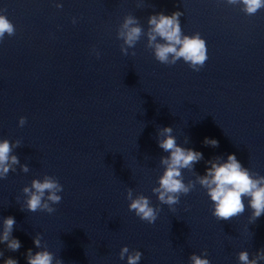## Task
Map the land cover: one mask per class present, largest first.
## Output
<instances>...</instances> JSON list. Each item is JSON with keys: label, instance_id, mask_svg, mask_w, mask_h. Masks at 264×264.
Returning <instances> with one entry per match:
<instances>
[{"label": "water", "instance_id": "95a60500", "mask_svg": "<svg viewBox=\"0 0 264 264\" xmlns=\"http://www.w3.org/2000/svg\"><path fill=\"white\" fill-rule=\"evenodd\" d=\"M0 9L16 29L0 41V140H19L12 154L29 166L0 180V224L13 216L22 245L12 252L0 244V264H27L38 233L64 264H127L124 246L142 253L139 264H190L205 250L210 264H239L240 251L251 259L264 249V215L250 221L247 198L242 215L219 221L198 184L174 211L152 192L159 159L169 155L156 139L165 126L203 154L195 173L182 170L186 183L229 154L264 176V8L249 16L226 0H0ZM175 11L184 34L206 41L199 72L183 60L159 63L143 36L129 49L134 56L121 53L126 15L146 31L149 15ZM44 175L63 186L62 200L54 213L29 212L22 189ZM128 188L161 209L154 224L129 211Z\"/></svg>", "mask_w": 264, "mask_h": 264}, {"label": "clouds", "instance_id": "9594fccd", "mask_svg": "<svg viewBox=\"0 0 264 264\" xmlns=\"http://www.w3.org/2000/svg\"><path fill=\"white\" fill-rule=\"evenodd\" d=\"M226 3L240 5L241 11L249 16L264 8V0H226ZM62 6L60 3L56 4L57 8ZM3 11L0 9V12ZM182 15L181 11H175L170 15L163 12L151 14L147 18L146 31L137 17L126 15L117 29V39L123 42L120 46L121 53L134 56L136 53L134 51L130 53L129 49H133L143 36L147 39L146 47L152 50L154 58L159 63L172 66L183 60L189 68L199 72L208 60L206 41L198 32L192 35L183 33L180 22ZM73 23H76L75 19ZM15 33L14 24L6 15L0 14V41H3L6 34L12 37ZM96 55L99 57L98 52ZM18 123L23 127L26 118L20 117ZM172 132L171 126L160 127L156 138L158 147L169 153L159 159L163 172L158 177V186L152 188L160 204L167 205L174 211L173 206L180 203V197L188 195L198 184L206 190L212 202V215L219 221H229L242 215L246 211L244 198H247V207L251 210L250 221L255 222L264 215V176L250 171L235 154H229L226 160L220 157L207 160L205 173L203 175L196 173L195 180L189 179L186 183L182 170L194 172V165L204 157L199 151L179 145ZM185 143H188V140ZM203 143L214 148L219 146L216 139L205 138ZM20 145L19 140L14 143H10L8 139L0 140V180L6 179L10 171L15 172L17 165L22 172H29V166L21 164L18 156L12 154L13 149ZM62 191L63 186L53 176L44 175L42 179H33L30 186L22 189L23 207L33 213L37 211L54 213L56 209L53 205L61 202L62 197L58 193ZM126 199L129 201V211L134 212L141 221L148 224L156 222L161 209L154 207L148 197L143 194L134 195L133 189L128 188ZM15 224L13 216L4 217L0 224V244H6L8 250L12 252L18 251L22 246L19 239L12 235ZM33 244L38 251L33 253L32 249L27 250V264H53L54 261L55 264H64L63 260L42 246L39 233L33 237ZM207 255L206 250L201 255L191 254L190 264H210ZM3 256V251H0V258ZM125 256L127 264H139L142 253L138 250L130 252L129 248L124 246L119 257L123 260ZM238 261L239 264H258V261H264V249L257 251L251 259L247 251H240ZM3 264H18V261L8 257L3 260Z\"/></svg>", "mask_w": 264, "mask_h": 264}]
</instances>
